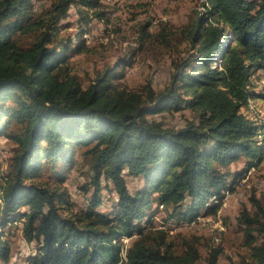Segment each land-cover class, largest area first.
Returning a JSON list of instances; mask_svg holds the SVG:
<instances>
[{"label":"trees","instance_id":"1","mask_svg":"<svg viewBox=\"0 0 264 264\" xmlns=\"http://www.w3.org/2000/svg\"><path fill=\"white\" fill-rule=\"evenodd\" d=\"M101 1L53 0L36 19L31 0H0V136L16 146L0 177V232L22 222L25 241L37 246L30 264H217L220 245L202 258L194 239L179 251L168 231L152 235L142 222L152 202L167 210L166 222H192L202 208L216 215L228 186L216 164L262 159L264 117L250 108L254 99L264 102V83L255 91L257 75L264 81V0H202L204 12L187 32L189 52L159 92L150 83L119 84L131 66L124 57L87 86L80 82L69 59L89 51L86 12L102 17ZM71 7L79 32L60 36ZM24 35H34L27 46ZM185 109L193 118L180 128L151 118ZM76 154L89 168L82 190L92 189L81 212L72 211L63 174L39 175L45 164L72 167ZM125 175L144 186L130 192ZM108 184L112 214L96 210ZM250 202L237 219L247 250L239 264H264V202L254 195Z\"/></svg>","mask_w":264,"mask_h":264},{"label":"rangeland","instance_id":"2","mask_svg":"<svg viewBox=\"0 0 264 264\" xmlns=\"http://www.w3.org/2000/svg\"><path fill=\"white\" fill-rule=\"evenodd\" d=\"M52 1L31 0L34 18L37 19L49 8ZM201 1L102 0V7L99 9L102 17L95 16L93 9L86 12L90 19L84 28V37L89 51L71 54L69 61L73 71L83 86H87L97 72L107 67L114 70L118 59L124 57L131 62V66L124 71L123 78H118V81L115 78V81L130 89H140L148 83L156 92L165 89L169 85L175 64L189 52L187 32L196 18L204 12ZM78 17L75 8L71 7L69 16L59 23V35L75 37L82 22ZM33 37L34 35H24L21 44L27 46ZM257 76L255 91L260 92L264 81L261 75ZM253 106L259 116L264 117V102L254 99L251 110ZM253 114L254 111L251 112ZM151 118L162 121L166 126L180 128L193 116L185 109L180 112H164ZM14 148L16 146L11 140L0 136V177L8 173L9 157ZM260 160L259 156L252 159L241 155L229 164H216L228 185L216 215H208L202 208L192 222H166L167 210L152 202L147 210V217L142 222L144 231L154 229L151 234L155 235L156 229L164 228L170 235L168 242L179 251L183 240L194 239L202 258L206 256L210 245H220L223 252L217 264H239L241 256L247 252L243 245L242 227L237 221L239 214L243 208L252 210V195L264 202V151ZM251 162L258 164L248 167ZM39 175L46 180H55L56 175H62L64 185L70 193L72 211L81 212L87 207L92 189L87 193L82 189L89 183L90 174L88 165L80 155H75L72 167L51 169L45 164ZM125 179L132 193L144 186L139 177L125 175ZM115 209L116 194L108 184L102 190L101 205L96 210L112 214ZM21 228L22 222L19 221L10 223L1 230V240L6 241L9 246V259L5 262L0 258V264H30V257L36 253L37 246L35 242L25 241ZM121 242L126 245L129 240L122 239Z\"/></svg>","mask_w":264,"mask_h":264},{"label":"bare ground","instance_id":"3","mask_svg":"<svg viewBox=\"0 0 264 264\" xmlns=\"http://www.w3.org/2000/svg\"><path fill=\"white\" fill-rule=\"evenodd\" d=\"M219 64V63H218Z\"/></svg>","mask_w":264,"mask_h":264}]
</instances>
